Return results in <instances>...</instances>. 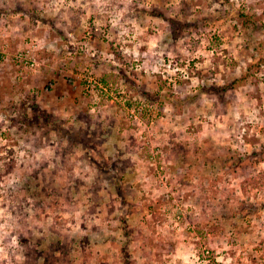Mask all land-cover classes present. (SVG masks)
<instances>
[{"label":"rangeland","instance_id":"1","mask_svg":"<svg viewBox=\"0 0 264 264\" xmlns=\"http://www.w3.org/2000/svg\"><path fill=\"white\" fill-rule=\"evenodd\" d=\"M0 264H264V0H0Z\"/></svg>","mask_w":264,"mask_h":264}]
</instances>
